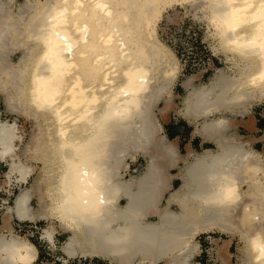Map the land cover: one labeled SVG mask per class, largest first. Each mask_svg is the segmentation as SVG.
<instances>
[{
    "label": "bare ground",
    "instance_id": "bare-ground-1",
    "mask_svg": "<svg viewBox=\"0 0 264 264\" xmlns=\"http://www.w3.org/2000/svg\"><path fill=\"white\" fill-rule=\"evenodd\" d=\"M170 1L0 0V97L33 122L21 146L17 118L0 120V159L26 182L31 161L42 164L4 228L12 212L51 220L44 236L55 246L60 227L69 259L108 264H193L196 235L239 231L247 264H264V131L241 132L257 131L254 106L264 102V0H204L210 48L225 66L177 110L214 146L185 154L154 113L175 75L156 34ZM138 154L148 163L126 178ZM218 257L229 262L228 243ZM38 258L32 241L0 234V264H52Z\"/></svg>",
    "mask_w": 264,
    "mask_h": 264
},
{
    "label": "rangeland",
    "instance_id": "rangeland-1",
    "mask_svg": "<svg viewBox=\"0 0 264 264\" xmlns=\"http://www.w3.org/2000/svg\"><path fill=\"white\" fill-rule=\"evenodd\" d=\"M176 1L179 0H171L162 9L156 23V34L158 38L169 46L172 53L175 54L174 56L171 53L170 57L174 61V67L176 66V68L174 78L171 84H169L166 93L158 100L154 108V113L157 123L162 125L161 134L168 139H175L180 152L185 154L189 148L201 152L204 148L214 146L210 143H204L199 135H194L193 126L180 116L177 110L182 107L184 97L193 85L200 86L208 84L216 74L218 68L225 66V64L223 56L221 54H215L210 48V43H216L217 39L214 34L210 33V30L214 32V27L208 21L204 0ZM17 2V4L23 3L24 0H17ZM171 2L173 4L170 5ZM17 6H15L16 9ZM198 38H201L202 43L208 48L210 52L209 56H206L201 46L196 43V39ZM178 52L180 55H178ZM167 101L171 102L172 107L167 111V117L164 118L162 110ZM255 104V111L261 113L264 109V102H256ZM258 117L262 118L260 115ZM16 118L19 132L24 137L21 146H24L30 139L33 122L25 121L19 115L10 113L6 108L5 102L0 97V120L14 122ZM261 120L264 124V118ZM241 132L247 137L250 135L244 129ZM262 145L258 144L256 148L262 149ZM31 162L34 171L26 182L16 180L19 177L17 173L12 174L10 178L8 176L10 171L8 162L0 159V234L4 233L8 237L11 234L18 235L35 243L39 249V263L108 264L107 261L97 257L69 259L61 250L68 235L60 227L55 235V246L44 236L45 229L51 224V220L37 219L35 221H24L18 219L12 212L9 218L10 230L4 228L8 209L14 206L18 194L32 187L37 174L40 172V166L42 164L36 161ZM127 162L129 163V167H125L122 172L126 178H129L131 174H138L145 169L148 158L142 154H138L135 159L128 158ZM39 205L38 195H34L31 200V206L37 210L39 209ZM194 241L199 243L200 251L193 260V264H247L245 243L239 231L232 233L213 229L206 233L196 235ZM224 243H228V251L230 253L228 263L218 257V248ZM66 259L67 261H64Z\"/></svg>",
    "mask_w": 264,
    "mask_h": 264
},
{
    "label": "crops",
    "instance_id": "crops-1",
    "mask_svg": "<svg viewBox=\"0 0 264 264\" xmlns=\"http://www.w3.org/2000/svg\"><path fill=\"white\" fill-rule=\"evenodd\" d=\"M255 107H256V105L254 106V117H255V124L257 126V131H256L257 134H254V135L258 136L264 131V124H263V121L261 120L264 118V109L261 113L260 112L258 113L255 111ZM258 115H260L262 118H259ZM256 132H253V133H256ZM249 133H250V135H249L250 137L254 136L252 132H249ZM260 144H262V143H260ZM262 148H263V145H262Z\"/></svg>",
    "mask_w": 264,
    "mask_h": 264
},
{
    "label": "trees",
    "instance_id": "trees-1",
    "mask_svg": "<svg viewBox=\"0 0 264 264\" xmlns=\"http://www.w3.org/2000/svg\"><path fill=\"white\" fill-rule=\"evenodd\" d=\"M196 43L201 46V49L205 53L206 56L210 55L208 48L206 47L205 44L202 43L201 38L196 39ZM178 55H180L179 52H178Z\"/></svg>",
    "mask_w": 264,
    "mask_h": 264
}]
</instances>
